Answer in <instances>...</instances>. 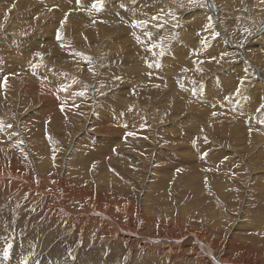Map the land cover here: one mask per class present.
<instances>
[{
    "label": "rangeland",
    "instance_id": "obj_1",
    "mask_svg": "<svg viewBox=\"0 0 264 264\" xmlns=\"http://www.w3.org/2000/svg\"><path fill=\"white\" fill-rule=\"evenodd\" d=\"M0 15V264H264V0H0Z\"/></svg>",
    "mask_w": 264,
    "mask_h": 264
},
{
    "label": "bare ground",
    "instance_id": "obj_2",
    "mask_svg": "<svg viewBox=\"0 0 264 264\" xmlns=\"http://www.w3.org/2000/svg\"><path fill=\"white\" fill-rule=\"evenodd\" d=\"M214 6H211V8H210V14H212V12L214 11ZM134 11V10H133ZM133 11H127L126 13L127 14H134V12ZM197 14V13H196ZM1 16V15H0ZM75 16H72L71 17V21L74 23V24H76L77 23V21L75 20ZM76 19H78V18H76ZM13 25V24H12ZM12 25L11 26H9L8 27V29H11L12 28ZM6 28V27H5ZM7 29V28H6ZM13 29H14V27H13ZM12 31V30H11ZM161 48L163 49V51L164 52H166V50H165V46L164 45H161L160 47H158V49L157 50H155L154 51V53H155V55H158V52H160L161 51ZM40 61H30V63L28 64V66H33V65H38V63H39ZM101 72V71H100ZM202 86H204V83H201L200 85H197V87L195 88L196 90H199ZM151 90H153V89H151ZM147 103V102H146ZM236 157V156H235ZM227 158V157H226ZM231 158H232V156H231ZM4 174V173H3ZM1 175V174H0ZM5 175V174H4ZM23 175V174H22ZM8 176V175H7ZM11 176V175H10ZM24 177H26V176H22L21 178H24ZM13 178H15V177H13ZM67 178V177H66ZM19 180H21L20 178H19ZM24 180L25 181H27L28 180V177H26V178H24ZM32 180V179H31ZM36 180V179H35ZM60 180V179H59ZM5 181V180H4ZM34 181V180H33ZM34 182H36V181H34ZM39 182H40V185H41V188H43V187H45L46 185H48V184H50V183H48V182H46L44 179H40L39 180ZM38 182V183H39ZM59 182V181H58ZM5 183V182H4ZM33 183V182H32ZM63 183V182H62ZM2 184V183H1ZM32 185V184H31ZM32 186H35L34 184L32 185ZM36 187V186H35ZM68 187V186H67ZM20 188V187H19ZM66 188V186L65 187H63V189H61L62 191V193H63V195L61 196V198H62V201H69L70 200V191H68V190H70V189H65ZM78 188V187H77ZM57 189V188H56ZM80 189V188H79ZM42 190V189H41ZM22 191V190H21ZM44 191V190H43ZM81 191V190H80ZM85 191V190H84ZM68 192V193H67ZM55 193V192H54ZM79 193V192H78ZM46 194V193H45ZM58 194V193H57ZM88 194H89V192H88ZM81 195L82 196H77V198L78 199H81L82 201H88L89 199H86V196H87V193H83V192H81ZM42 196H43V194H42ZM48 197V196H47ZM73 197V196H72ZM89 197H91V195L89 196ZM88 197V198H89ZM73 200V199H72ZM93 200V199H92ZM95 200V199H94ZM80 201V200H79ZM77 202V201H76ZM78 203V202H77ZM82 204V203H81ZM86 204V203H85ZM91 204H93V203H91ZM90 204V205H91ZM89 205V206H90ZM126 205V204H125ZM125 205H123V207H122V205H118V204H115V209L116 210H118V211H122L124 214H125V216L128 214L129 216H131L132 215V212H131V209H130V207L129 208H125ZM128 206H129V204H128ZM83 207V206H82ZM97 207H98V204H97ZM99 209V208H98ZM102 210V209H101ZM101 210H99V211H101ZM121 211H120V213H119V215L121 214ZM105 212V211H104ZM103 211H101V213H104ZM68 213V212H67ZM122 213V214H123ZM104 214H106L107 216H110V214H108L107 212L106 213H104ZM123 214V215H124ZM105 216V215H104ZM134 217H135V219H137V220H141V223L143 222V221H147L148 219H147V217L145 216V212H143L142 210H137L135 213H134ZM94 221V220H93ZM110 221H112V222H115V224L117 223L118 224V222L116 221V220H113V219H111ZM83 224H85V222H83ZM116 224V225H117ZM125 224V223H124ZM82 225V224H81ZM111 225V224H110ZM91 226V225H90ZM113 226V225H112ZM83 227V226H82ZM83 229V228H82ZM123 229V228H122ZM129 229V228H128ZM127 228L126 229H124L125 230V232H128V233H130V235H132L131 234V232L130 231H127L128 230ZM118 231V230H117ZM123 231V230H122ZM222 233H224V232H222ZM123 234H124V231H123ZM130 235H127V234H124V236H123V240H125V241H127V240H129L130 238H132V236H130ZM184 237V236H183ZM148 238V237H147ZM178 238H180V237H178ZM132 240H133V238H132ZM172 240H175V241H177L176 242V244H175V242H174V246L173 247H182L181 249L182 250H184V247H186L185 246V243L184 242H182V243H180V242H178L179 240H177V238L175 237V239H173V238H169L168 239V241H171L172 242ZM164 241V240H163ZM198 243H197V246L196 247H194L195 248V251L196 252H201V251H206L207 253H204V255H205V259L206 260H211V259H209V258H212V257H214L213 256V254L216 252L217 253V251H216V249L214 248V245H213V243H211V242H209V243H207V242H204L201 238L200 239H198ZM3 242V241H2ZM6 243V242H5ZM2 244V243H1ZM4 244V243H3ZM231 244H232V241L230 240V239H228L227 241H225L224 243H223V245H222V247H223V249H222V252L224 253H221V255L222 256H224V257H227L229 254H228V252H227V250L228 249H230V247H231ZM5 245H7V244H5ZM166 247V246H165ZM180 250V249H179ZM175 251H178V250H175ZM218 251H220V250H218ZM208 254V255H207ZM240 255L241 256H244L245 255V252L244 251H242V252H240ZM174 256V255H173ZM176 256V255H175ZM231 256H229V258H230ZM175 258V257H174ZM213 259V258H212ZM218 259H221V258H218ZM222 260H224L225 262H222V263H226V262H229L228 260L229 259H225V258H223ZM220 262V261H219ZM221 263V264H222ZM206 264H209L208 262H206ZM211 264V263H210ZM214 264V263H213Z\"/></svg>",
    "mask_w": 264,
    "mask_h": 264
},
{
    "label": "snow or ice",
    "instance_id": "obj_3",
    "mask_svg": "<svg viewBox=\"0 0 264 264\" xmlns=\"http://www.w3.org/2000/svg\"><path fill=\"white\" fill-rule=\"evenodd\" d=\"M202 6V5H201ZM135 26V25H134ZM57 39L59 40L60 39V35L59 33L57 34ZM156 47H160L159 45H153V48H156ZM150 51H152V49H149ZM155 54V53H154ZM160 55L163 56L164 55V52H163V49L161 48V51H160ZM151 67V65H149ZM83 93H81L82 95ZM237 95H239V90H237ZM262 107H264V105H262ZM128 135H134V133H128Z\"/></svg>",
    "mask_w": 264,
    "mask_h": 264
}]
</instances>
